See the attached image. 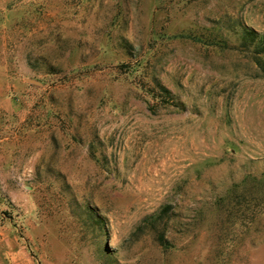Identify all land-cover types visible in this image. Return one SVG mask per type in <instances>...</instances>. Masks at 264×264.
<instances>
[{
    "label": "rangeland",
    "instance_id": "374dc122",
    "mask_svg": "<svg viewBox=\"0 0 264 264\" xmlns=\"http://www.w3.org/2000/svg\"><path fill=\"white\" fill-rule=\"evenodd\" d=\"M1 264H264V0H0Z\"/></svg>",
    "mask_w": 264,
    "mask_h": 264
},
{
    "label": "crops",
    "instance_id": "0c3cea01",
    "mask_svg": "<svg viewBox=\"0 0 264 264\" xmlns=\"http://www.w3.org/2000/svg\"><path fill=\"white\" fill-rule=\"evenodd\" d=\"M2 248H3V243H0V264H1V254H2Z\"/></svg>",
    "mask_w": 264,
    "mask_h": 264
}]
</instances>
